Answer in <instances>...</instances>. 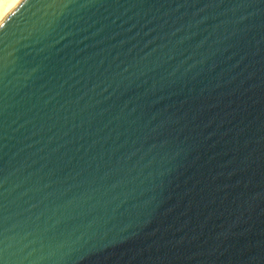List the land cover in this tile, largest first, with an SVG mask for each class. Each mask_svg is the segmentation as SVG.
Returning <instances> with one entry per match:
<instances>
[{"label": "water", "instance_id": "1", "mask_svg": "<svg viewBox=\"0 0 264 264\" xmlns=\"http://www.w3.org/2000/svg\"><path fill=\"white\" fill-rule=\"evenodd\" d=\"M0 264H264V0H18Z\"/></svg>", "mask_w": 264, "mask_h": 264}, {"label": "bare ground", "instance_id": "2", "mask_svg": "<svg viewBox=\"0 0 264 264\" xmlns=\"http://www.w3.org/2000/svg\"><path fill=\"white\" fill-rule=\"evenodd\" d=\"M18 0H0V19L12 8Z\"/></svg>", "mask_w": 264, "mask_h": 264}]
</instances>
